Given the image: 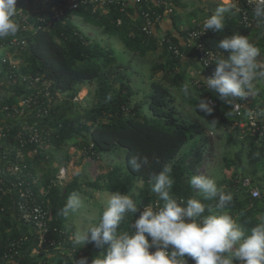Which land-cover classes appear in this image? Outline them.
I'll return each mask as SVG.
<instances>
[{
  "label": "trees",
  "instance_id": "16d2710c",
  "mask_svg": "<svg viewBox=\"0 0 264 264\" xmlns=\"http://www.w3.org/2000/svg\"><path fill=\"white\" fill-rule=\"evenodd\" d=\"M50 1L17 0V8L20 7L23 12L14 20L19 25V30L14 35L0 38V50L14 37L25 41V45L13 54L19 65V73L7 66L2 67V71L12 74L15 81L6 87H0V104H17L22 99L34 95L35 90L29 87L31 77L50 83L52 108L44 109L46 112L43 110L39 116L32 114L28 118L29 124L37 122V129L49 134L46 144L55 151H61L69 144L84 151L92 160L122 150L124 168L127 171L125 174L121 166L115 165L106 173L98 175L94 182L81 183L75 180L63 187L54 186L52 183L56 181V177L43 171L48 162L44 151L28 157L31 149L27 147L23 151L22 160H13L22 162L27 167L29 182L33 186L38 203L47 211L52 227L63 232V237L68 238L69 234L64 231L65 217L61 214V209L70 195L79 194L82 188L86 187L110 193L119 191L129 195L137 204L138 211L135 214H126L117 231L133 233L135 230L132 224L145 207L152 206L155 210L163 206L164 202L152 191V184L153 177L167 164L172 168L174 185L171 194L174 198L185 203L191 198L200 200L206 205L204 215L209 214L207 206H211L217 214L226 212L244 229L246 236L250 235L251 229L264 217V192L261 191L260 198L253 199L250 190L241 187L240 181L243 178L238 180V176L246 169L244 160L246 165L252 168V180L258 176L264 167V142L253 135L254 139H257L255 144H251L247 151L238 149L233 160H225L227 168L235 165L241 174L234 172L229 181H224L225 189L220 191L230 193L232 201L226 208L216 209L218 198L204 200L203 195L196 193L189 183L204 158V131L200 128L191 130V123L178 114L176 104L180 97L207 126L213 129H229L232 125L230 109L232 112L233 103L244 101L246 96L233 98L230 103L220 101L211 90L205 92L193 84L194 76H187L188 68L197 71L198 66L200 69L195 50L198 43L215 52L218 58H226L229 53L218 47L219 41L225 36L243 35L252 43L250 36L257 25H261L259 31L264 29V19H258L254 26L247 27L240 22L235 8L229 7V12L223 14L224 29L220 33L206 31L205 22L201 26H192L190 21L188 28L182 30L179 27L181 17L176 10L183 5L180 0H174L173 12L169 16L170 23L183 37L184 43L181 45L174 35L167 33L163 43L159 45L154 37L142 33L141 18L135 17L136 11L140 14L145 10L143 6L142 9L136 5L135 8L127 7L121 11V6L116 3L106 4L102 8L93 4H81L75 11H65L62 17L48 25L50 9L54 5ZM161 10L162 8L158 9ZM72 17L100 30L102 35L117 37L124 49L134 56L142 58L148 53L162 52L161 60L151 69L158 78L151 83V92L144 95L143 102L134 100L137 92L132 88L130 79L121 71L122 66L113 56L112 49L85 37L72 23ZM192 18L193 16L190 20ZM41 20L46 22H40ZM117 20L120 23H117ZM193 32H199L200 35L197 40L190 41L189 36ZM261 44L256 46L262 50L256 59L264 68V41ZM4 77H0V81ZM22 77L25 81H22ZM91 82L96 83V100L92 107L87 108L77 100L76 92L78 87ZM184 84L189 85L190 95L187 97L182 92ZM66 93L69 94L68 98L58 99L60 94ZM261 95V92L257 94L256 100L251 102V107H257L262 114L259 125L264 127V112L262 113L261 109L263 104L256 106ZM207 96L214 102L211 115L197 110L200 99ZM145 105L152 115L151 119L141 115V109ZM41 106H44V100L41 101ZM235 130L230 131L228 140L231 139L233 131L236 136L239 135ZM246 131L249 133L248 129ZM190 139V147L182 152ZM137 153L148 156L150 161L149 165L140 171H134L128 164L129 158ZM36 169L41 170L43 174L39 181L33 176ZM136 182L142 183V188L137 192L134 191ZM24 237L29 239L28 228L17 220L9 198L0 195V254L9 241ZM28 246L30 243H25L23 248ZM73 247L76 256L82 252L81 248ZM107 247L105 245L104 249H98L91 243L84 251L83 258H87V264H91ZM35 259H25L22 262L36 264ZM186 259L193 261L189 257Z\"/></svg>",
  "mask_w": 264,
  "mask_h": 264
},
{
  "label": "clouds",
  "instance_id": "9594fccd",
  "mask_svg": "<svg viewBox=\"0 0 264 264\" xmlns=\"http://www.w3.org/2000/svg\"><path fill=\"white\" fill-rule=\"evenodd\" d=\"M16 10L17 0H0V38L14 35L19 30L13 20ZM225 11L227 9L218 7L205 21L204 29L214 33L223 31ZM254 15L264 19V0H257ZM218 47L229 55L216 60L214 74L206 78L207 89L220 101L230 103L233 98L247 95L246 90L251 89L254 78L264 79V69L257 71L261 68L256 59L260 49L243 35L225 36ZM182 92L186 97L190 95L188 84L182 86ZM197 110L211 115L213 102L200 99ZM149 163V157L139 153L128 160L134 171H140ZM171 173V166L166 164L153 177L152 191L164 202L163 206L155 210L152 206L145 207L132 224L133 233L117 231L126 214L138 211L134 200L119 191L110 194L98 223L77 231V244L92 242L98 249L108 246L91 264H187L186 257L195 264H264V217L246 236L230 214H217L207 206L209 214L204 215L206 205L200 200L191 198L185 203L174 198ZM189 183L200 191L204 200L218 198L216 209H224L232 201V195L220 191L213 178L194 175ZM81 204L78 194L73 193L61 214L64 217L75 214ZM78 264H87V258H81Z\"/></svg>",
  "mask_w": 264,
  "mask_h": 264
},
{
  "label": "built area",
  "instance_id": "2783aa9c",
  "mask_svg": "<svg viewBox=\"0 0 264 264\" xmlns=\"http://www.w3.org/2000/svg\"><path fill=\"white\" fill-rule=\"evenodd\" d=\"M53 7L50 9L51 22L58 20L66 11H75L81 4H93L100 8L106 4L116 3L121 6V11L127 7L135 8L136 5L145 7L140 14L135 12V17L139 16L142 21L141 31L148 37H154L159 45L163 43L162 37H157L156 26L173 12L174 0H51ZM229 2V1H228ZM257 0H232L229 2L235 8L240 17V22L251 27L257 23L258 19L254 15V8ZM162 8L161 11L158 9ZM40 22H46L41 20ZM117 23H120L117 20ZM199 32H193L189 36L190 41H195L199 37ZM25 45V41L14 37L11 42L1 50L0 56V77L5 76L0 81V87H6L15 80L12 74L2 71V67H9L18 72V62L13 54ZM189 46V45H187ZM171 49V47H170ZM198 55L200 71L194 75L193 84L205 92L207 89L206 78L212 76L215 71V62L218 58L213 51L207 50L201 43L195 47ZM176 54L177 51H175ZM22 81L25 78L22 77ZM41 87L38 88V85ZM35 90V94L22 99L17 104H0V195L12 203L16 212L17 220L28 228L27 237L9 241L0 254V264H26L22 261L36 258V264H78L83 258V253L76 256V251L69 238L63 237V232L52 227L47 211L38 203L33 186L29 182L27 167L13 158L23 159V151L30 147L28 157L37 155L44 151L49 134L37 129V122L29 124L28 118L32 114L39 116L44 109H51L53 106L50 83L41 82L38 78H30V86ZM206 99H210L208 96ZM44 100V106L41 101ZM251 99L246 96L242 102H235L232 105L234 117L244 122L237 124V127L248 129L252 135L258 136L264 142V127L259 125L262 114L257 107H251ZM214 105V102H213ZM44 112H46L44 110ZM212 136V133H211ZM15 153V154H13ZM65 169L61 168L56 181L52 184L61 186L65 179ZM241 187L250 190L253 199L260 198L259 191L252 186L251 180L243 178L240 181ZM30 243L24 249V244ZM172 249L170 248L169 251ZM155 251V249H152Z\"/></svg>",
  "mask_w": 264,
  "mask_h": 264
},
{
  "label": "rangeland",
  "instance_id": "374dc122",
  "mask_svg": "<svg viewBox=\"0 0 264 264\" xmlns=\"http://www.w3.org/2000/svg\"><path fill=\"white\" fill-rule=\"evenodd\" d=\"M44 1L47 0H42V2ZM228 1L231 2L232 0H180V3L183 5V7L176 10L181 17V22L179 25L180 29H187V24L190 21L192 26H201L211 15L215 13L218 7L227 9V11H225L223 14L228 13L229 7H231ZM22 13L23 12L21 8H17L16 15L13 17V20L20 17ZM192 16L193 18L190 20ZM71 20L85 37L95 40L101 45L112 49L113 56L122 66L121 71L130 79L132 88L137 92L134 100L136 102H143L144 95L151 92V83L156 81L158 78V75L153 74L151 69L161 60L162 52L157 51L155 53H148L142 58L134 56L132 53L124 49L117 37H107L102 35L100 30L90 25L87 26L76 17H72ZM260 28L261 25H257L250 36V40L255 46H259L264 41V29L259 31ZM261 52L262 50L260 49V53ZM2 53L3 51L0 50V56ZM260 69L262 70L264 68L261 67ZM190 73L191 72L189 71L187 72L188 77L192 76ZM188 77L187 80L190 83ZM251 83L252 87L250 90H246V96L249 97L251 101H255L257 94L261 92L262 95L256 102V106L263 104V107L261 108L263 113L264 79L256 77ZM95 90V82L78 87L76 98L84 107L90 108L95 104ZM175 92H177V90H175ZM0 94L2 93L0 92ZM68 96V93L60 94L58 99H66ZM176 108L178 114L186 118L191 123V130L194 131L195 128H200L204 131V140L202 142L204 145V158L196 175H204L213 178L216 181L219 190L225 189L224 181H229L233 177L234 172L238 175L241 174L240 169L235 165L231 168H227L225 160H233L234 154L238 149L247 151L251 144L256 143L257 139H254L253 135L250 132L248 133L246 129L242 130L237 127V124L244 121H238L232 114L231 109V127L229 129H213L207 126L204 121L200 120L197 117L195 111L183 103L180 97L177 99ZM141 115L146 119L152 118V115L146 105L142 107ZM233 129H236L239 135L236 136V132L233 131L231 132V139L228 140L227 137L230 134V131ZM191 143L192 140L190 139V141L183 147L182 152L186 151L190 147ZM44 153L47 156L48 162L45 164V169L43 171H47L49 176L52 175L56 177L59 173V170L64 168L67 175L66 177H79L82 182H94L96 180L94 177H97L98 174L106 173L110 167L115 165L121 166L125 174H127V171L124 168V153L122 150H119L115 153L106 154L96 160L88 158V156L84 154V151L78 150L69 144H67L61 151H55L50 145L46 144ZM243 163L246 166V169L241 175L238 176V180L242 178H248L251 180L253 187L256 188L259 193H261V191L264 192V167L259 171L258 176L255 177L253 181V177L250 174L252 168L246 165L245 160ZM42 175V171L38 169H36V171L33 173V176L37 181L40 180ZM68 181V178L64 179L61 182V187L65 186ZM141 188L142 186L140 182H136L134 191L137 192ZM195 191L199 195H202L198 189H195ZM110 194V192H104L100 190L95 191L94 189L83 187L82 192L78 194L82 202L81 207L75 214L65 217L66 224L64 231L67 232L69 236H73L75 233H77V231L86 230L90 224L94 225L95 223H98L102 212L107 207ZM69 226H73L74 231H72V233L68 232ZM91 243L92 242L83 245L77 244L75 241H73L71 244L81 248V253L84 254V251H86ZM187 264H195V262L190 263L187 261Z\"/></svg>",
  "mask_w": 264,
  "mask_h": 264
},
{
  "label": "crops",
  "instance_id": "0c3cea01",
  "mask_svg": "<svg viewBox=\"0 0 264 264\" xmlns=\"http://www.w3.org/2000/svg\"><path fill=\"white\" fill-rule=\"evenodd\" d=\"M170 18L169 17H167V18H165L164 20H162V22L161 23H159L158 24V26H157V28H156V35H157V37H162L163 35H165V34H167V33H170V34H172V35H174L175 36V38H177V40L178 41H180V44L181 45H183V43H184V41L182 40L183 39V37L180 35V34H178L174 29H173V27H172V25H171V23H170ZM88 26V25H87ZM188 70H189V72H191L190 73V75H194V74H196L197 72H199L200 71V69L198 68V66H197V71H193L194 69H192V68H188ZM98 175H100V174H98ZM67 176V175H66ZM69 179V181H68V183H70V182H72V181H75V180H78L79 182H81V183H85V182H88V181H85V182H82L81 181V179L79 178V177H65V179ZM95 179H97V177H94ZM84 181V180H83ZM67 183V184H68ZM140 184H141V186H142V183L140 182ZM62 186V185H61ZM96 191V190H95ZM82 192V191H81ZM105 192V191H104ZM66 224V223H65ZM75 229V228H74ZM72 231H74L73 230V226H69V231L68 232H71L72 233ZM76 234V233H75ZM75 234L72 236H69V239H71V241L73 242V241H75ZM187 260V259H186ZM187 261H189V260H187ZM190 263H194V261H189Z\"/></svg>",
  "mask_w": 264,
  "mask_h": 264
}]
</instances>
